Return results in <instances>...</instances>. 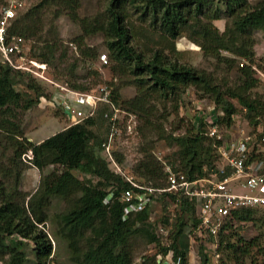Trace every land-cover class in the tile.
Returning a JSON list of instances; mask_svg holds the SVG:
<instances>
[{"label": "trees", "instance_id": "1", "mask_svg": "<svg viewBox=\"0 0 264 264\" xmlns=\"http://www.w3.org/2000/svg\"><path fill=\"white\" fill-rule=\"evenodd\" d=\"M106 2L103 13L81 17L82 0H43L16 18L9 27V35L24 38L28 44L26 52L32 59L53 66L57 80L80 92L94 90L81 80L91 75L95 80L99 77L97 72L88 71L85 76L78 73L80 63L86 64L99 56V51L87 41L102 37L113 73L123 85L136 87V95L122 101L121 88L112 83L108 85L112 87L113 103L137 115L140 132L147 140L141 148V159L132 169L137 180L155 187L166 186L163 164L153 152L154 137L177 149L173 157L178 163L168 162L185 170L190 180L208 176L220 164V156L213 140L204 136L200 128L196 129L193 117L179 118L181 104L185 102V94L193 88L199 99L223 107L226 116L222 122L232 123L236 110L234 100L253 114L252 120L264 115V92L258 91L264 88V81L252 67L258 61L256 34L264 33V0L256 5L250 0ZM6 4L7 0H0V15ZM48 10L58 11L54 18L66 15L79 25L82 33L73 41L81 60L69 62L67 47L59 38L44 39L47 20L41 13ZM223 19L227 22L221 31L215 22ZM180 37H187L201 47L206 59L222 65L228 72L227 78L219 79L206 69L181 62V53L176 47ZM31 40L41 42L37 53H33ZM260 67L264 70V66ZM235 69L236 82L231 84L228 76ZM91 84L96 83L91 81ZM44 85L50 86L27 72L0 63V131L3 133L0 145L5 151L0 159V261L26 264L28 259L22 248L25 242H30L34 245V264H51L54 243L60 239L67 243L73 261L78 264H134L135 240L141 239L158 248L153 257L141 264H149V261L159 264V255L171 252L176 258L182 257V264H188L185 232L191 223L198 225L195 207L188 201L181 203L172 222L165 215L164 225L171 227L166 243H162L150 220L152 206L127 220L123 218L125 203L119 198L130 185L111 169L101 154V144L111 128L106 117L110 112L107 104L99 106L95 118L44 141L34 142L26 137L25 114L41 98H50L57 91L56 88L48 94ZM22 86L33 92L34 97L17 90ZM58 111L67 119L61 108ZM171 116L177 121L168 130L165 125ZM259 125L256 121L255 129ZM181 129L185 132L177 134ZM29 151L34 154L31 163L43 174L41 185L34 193L23 188L26 172L32 167L23 160ZM117 159L123 162L121 155H117ZM77 173L98 181L81 180ZM110 192L116 198L106 204ZM54 198L66 203L67 208L51 215ZM175 199L165 194L159 202L166 206ZM259 211L236 210L225 221L217 239L218 264H259L257 255L264 256V231L249 241L240 233L242 225L247 223L264 228V220L256 216ZM207 240L216 241L210 236ZM205 242L201 241V264H211L210 254L203 246Z\"/></svg>", "mask_w": 264, "mask_h": 264}, {"label": "built area", "instance_id": "2", "mask_svg": "<svg viewBox=\"0 0 264 264\" xmlns=\"http://www.w3.org/2000/svg\"><path fill=\"white\" fill-rule=\"evenodd\" d=\"M28 2L29 0H7V4L2 8L0 56L4 63L13 69L27 72L50 83L45 75L48 65L30 58L26 52L28 44L24 38L9 35V27L19 13L27 9ZM99 62L107 64V55H100ZM260 66H264V53L252 66L258 76L264 79V70ZM55 86L57 87L55 94L50 98H41L38 105L42 109L61 108L70 122L68 128L95 118L101 104H107L110 107L106 117L109 119L111 128L109 135L101 144V150L102 156L110 164L111 169L130 185L119 198L125 203L123 213L125 220L150 206L159 204L160 198L165 194L176 198L172 204L177 211L184 200L195 207L198 225L191 223L185 232L190 245L186 255L188 259L190 256L200 255V250L195 249V244L205 242L209 236L216 239L213 245L217 248L219 233L234 211L242 209L264 211V129L247 133L240 126H235V114L232 115V123L222 122L226 116L223 107L213 102H207V104L202 99H193L191 105L196 112L192 118L193 124L196 129L202 130L204 136L213 140L220 156V164L212 169L208 176L190 180L185 170H179L173 164L160 160L163 164L166 186L155 187L141 183L133 171H127L128 165L133 168L142 157L140 149L142 134L137 115L113 103L112 88L101 85L92 91L80 92L67 85L55 84ZM191 94L189 90L186 96ZM117 155L123 157V162L117 159ZM253 156L256 159L252 160ZM33 159L32 151L23 156V160L31 165H33L31 163ZM115 198V194L110 192L105 203L109 204ZM160 231L168 235L165 228H161ZM214 258L218 263L220 254L216 251ZM158 263L182 264V257L176 258L171 252L165 256L159 255Z\"/></svg>", "mask_w": 264, "mask_h": 264}, {"label": "rangeland", "instance_id": "3", "mask_svg": "<svg viewBox=\"0 0 264 264\" xmlns=\"http://www.w3.org/2000/svg\"><path fill=\"white\" fill-rule=\"evenodd\" d=\"M43 0H29L28 7L19 15L25 14L31 7L38 5ZM262 0H250L251 4L256 5ZM106 0H82V9L80 11L81 17H95L99 13H103L106 8ZM53 11H45V13H41V15L46 18V33L44 34L45 40H51L55 37L59 38L64 44V46L67 47L68 51V58L69 62H73L74 59H82L80 56V51L78 49L77 44L74 43L73 39L78 37L82 32L78 24L73 22L68 16L62 15L59 18H54L53 15H55L57 12L55 11L54 14H52ZM19 16V17H20ZM226 19L216 21V26L223 31L226 27ZM256 38L259 40V44L255 47V51L260 52L261 55L263 54V48H264V33L258 32L256 34ZM31 47L34 46L33 53H37L40 49L41 42H38L36 40H31ZM87 44L99 51V56L106 54L108 57V63L107 64H101L99 62V56L97 59L90 61L86 64H79L78 73L80 76H85L87 72H97L98 79H94V76H89L88 78L81 80V83L90 85L93 89L101 86V85H109L110 83L114 84V87L118 86L121 88V98L122 101L124 100H130L136 95V87L129 86V85H123L121 82L119 76L115 75L112 71V62L109 59L108 52L106 51V47L104 44V41L102 37H95L88 39ZM187 45V49H182ZM263 45V48L261 50H256L257 47ZM176 47L178 51L181 53L179 56V59L181 62L185 64L193 65L200 69H206L209 73L215 75L219 79L227 78L226 75L228 74L227 70L224 69L222 65L217 64L214 60H208L204 57L201 47L195 44L194 42L190 41L187 37H180L176 41ZM187 50L188 53H183ZM32 53V54H33ZM31 54V55H32ZM226 55L229 56V54L226 53ZM260 55V57H261ZM31 58V57H30ZM35 59V58H34ZM37 60V59H36ZM3 58L0 56V63H3ZM245 62L242 61L241 66H243ZM47 70L45 72L46 77L50 80V86L44 85L46 87V93L50 94L51 91L56 89L57 87L55 84L65 86L66 84L64 81L59 79L57 80L56 75L54 74L55 70L53 66H49L47 64ZM236 69L231 71L229 73L228 78L230 79L231 84H234L236 82ZM262 79V78H261ZM264 81V79H262ZM91 81H94L96 84H91ZM55 83V84H54ZM112 88V87H111ZM17 90L23 93H27L30 96L34 97V93L30 92L25 89V87H17ZM190 91L192 92L189 96H184L183 102L181 104V109L179 112V118L185 117H194L195 108L191 105L192 100L195 98L199 99V96L196 95V90L193 88H190ZM261 94L264 92V88H260L258 90ZM234 102L236 106L235 110V117H234V124L236 127L240 126L241 129H244L245 132L251 133V132H257L259 129H264V115L259 116L256 120H252L253 114H249L246 109H243L237 101ZM207 103V102H206ZM208 104V103H207ZM161 108V106L159 107ZM170 109V104H169ZM17 112H20L18 110ZM61 111H58V109L54 108H40L38 103L32 107L24 116V130L26 133V137L29 136L33 138L34 140H37L38 138L51 136L54 133H56L55 127H66L70 122L60 113ZM177 119L175 116H171L169 121L166 123V128L168 130H171L172 123H175ZM256 121L258 122L259 126L257 129H255ZM185 130L181 129L177 131V134L184 133ZM2 134V135H1ZM3 136V133L0 131V140ZM100 139H102L100 135ZM152 140H155V146H154V154L159 160L163 161H174V163L177 162V158L173 157L175 152L177 151L176 148H171L166 145L163 141H158L156 137H154ZM147 144L146 138L142 135V142L141 147L143 148ZM141 149V148H140ZM5 154V151L2 149V146L0 145V159L3 158V155ZM9 153L6 154V158ZM102 154V151H101ZM142 156V154H141ZM6 158L3 159L4 162H6ZM137 164V163H136ZM35 169L34 167H32ZM134 168V167H133ZM130 165L127 166V171L131 172L132 169ZM79 178L81 180H91L96 183L98 181L97 178H94L92 176H84L83 174L77 173ZM42 173H38L36 170H30L28 169L26 172V175L24 177L23 181V188L25 191H28L29 193H32L34 190H37L38 187L41 185L42 181ZM67 205L59 198H54L52 202V206L50 209V214L53 215L54 213L63 212L66 210ZM151 222L155 224L156 232L161 237L162 243H166L165 240L167 237L166 233H162L160 231L161 228L165 227V230L169 231L171 227L164 225V219L166 218L165 215L169 216L172 222L173 219H175L177 210L175 209L174 205L172 203L164 206L163 203L159 202V204H156L151 207ZM257 218H260L264 220V211L261 210L258 213H256ZM243 227L240 228V233L242 237L245 240H252L253 238H256L261 234L262 231H264V228L261 229V225H257L255 223H247L243 224ZM166 232V231H165ZM186 238L182 239V242H185ZM136 255L134 259V264H141L144 262L146 258L153 257L156 252L158 251V248L154 245H147L143 240L136 239ZM168 242V241H167ZM24 247L22 250L26 253L27 256V263L26 264H34L35 262V251H34V245L30 242H25ZM201 242H199L198 245L195 244V249H201ZM203 246L207 249L206 251L208 254H210L211 258V264H218L216 261V258H214V252L216 251V247H214L213 243L207 240L205 243H203ZM55 253L53 255V260L51 264H78L72 259V254L68 250V245L65 241H61L60 239L54 243ZM185 250H189L190 245L188 242L184 244ZM259 264H264V256L257 255ZM201 257L199 256H190L189 257V263L190 264H201ZM0 264H5L0 261ZM149 264H153L152 261H149Z\"/></svg>", "mask_w": 264, "mask_h": 264}, {"label": "crops", "instance_id": "4", "mask_svg": "<svg viewBox=\"0 0 264 264\" xmlns=\"http://www.w3.org/2000/svg\"><path fill=\"white\" fill-rule=\"evenodd\" d=\"M263 48V45H261V46H259V47H257L256 48V50H261ZM182 49H187V45H185V47L184 48H182ZM264 49V48H263ZM182 51H185V52H183V53H188V51L187 50H182ZM264 51V50H263ZM264 53V52H263ZM257 54V57H260V55H261V51L260 52H257L256 53ZM65 129H67V126L65 127H59V126H56L55 127V130H56V133H58V132H61V131H63V130H65ZM56 133H54V134H56ZM53 134V135H54ZM52 136V135H51ZM48 137H50V136H47V137H40V138H38L37 140H34L33 138H31V137H29L28 136V138H29V140L30 141H34V142H40V141H44L45 139H47ZM32 167H34L35 169H33ZM31 168H29L30 170H36L39 174H40V172H39V170L35 167V166H32ZM34 192H36V190H34L32 193H34Z\"/></svg>", "mask_w": 264, "mask_h": 264}, {"label": "clouds", "instance_id": "5", "mask_svg": "<svg viewBox=\"0 0 264 264\" xmlns=\"http://www.w3.org/2000/svg\"><path fill=\"white\" fill-rule=\"evenodd\" d=\"M258 58H260V57H258ZM67 128H68V125H67ZM32 166H34V165H32Z\"/></svg>", "mask_w": 264, "mask_h": 264}]
</instances>
